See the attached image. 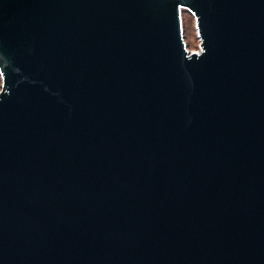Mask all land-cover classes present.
Masks as SVG:
<instances>
[{
  "label": "water",
  "instance_id": "95a60500",
  "mask_svg": "<svg viewBox=\"0 0 264 264\" xmlns=\"http://www.w3.org/2000/svg\"><path fill=\"white\" fill-rule=\"evenodd\" d=\"M0 73V264H264V0H0Z\"/></svg>",
  "mask_w": 264,
  "mask_h": 264
},
{
  "label": "rangeland",
  "instance_id": "374dc122",
  "mask_svg": "<svg viewBox=\"0 0 264 264\" xmlns=\"http://www.w3.org/2000/svg\"><path fill=\"white\" fill-rule=\"evenodd\" d=\"M183 26H184V34L185 40L188 44V48L192 50H200V38L196 29V21L195 17L189 13L188 11H183ZM3 85L2 75L0 73V90Z\"/></svg>",
  "mask_w": 264,
  "mask_h": 264
}]
</instances>
